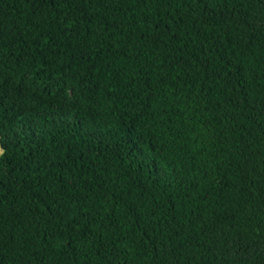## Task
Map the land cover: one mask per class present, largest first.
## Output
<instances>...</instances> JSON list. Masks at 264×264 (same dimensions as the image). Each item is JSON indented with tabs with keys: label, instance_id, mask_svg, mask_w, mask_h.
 Segmentation results:
<instances>
[{
	"label": "trees",
	"instance_id": "trees-1",
	"mask_svg": "<svg viewBox=\"0 0 264 264\" xmlns=\"http://www.w3.org/2000/svg\"><path fill=\"white\" fill-rule=\"evenodd\" d=\"M0 264H264V0H0Z\"/></svg>",
	"mask_w": 264,
	"mask_h": 264
}]
</instances>
